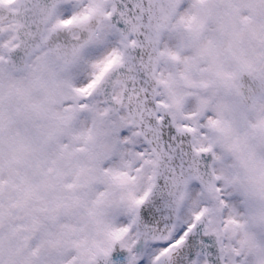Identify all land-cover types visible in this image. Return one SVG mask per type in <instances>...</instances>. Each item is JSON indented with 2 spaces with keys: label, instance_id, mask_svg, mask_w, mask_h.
<instances>
[{
  "label": "snow or ice",
  "instance_id": "snow-or-ice-1",
  "mask_svg": "<svg viewBox=\"0 0 264 264\" xmlns=\"http://www.w3.org/2000/svg\"><path fill=\"white\" fill-rule=\"evenodd\" d=\"M0 264H264V0H0Z\"/></svg>",
  "mask_w": 264,
  "mask_h": 264
}]
</instances>
